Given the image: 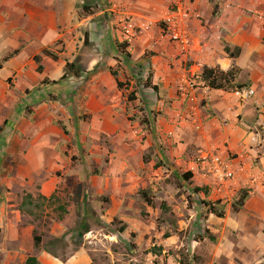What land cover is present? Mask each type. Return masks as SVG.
I'll return each mask as SVG.
<instances>
[{
    "label": "crops",
    "instance_id": "obj_1",
    "mask_svg": "<svg viewBox=\"0 0 264 264\" xmlns=\"http://www.w3.org/2000/svg\"><path fill=\"white\" fill-rule=\"evenodd\" d=\"M251 1L194 0L201 23L192 21L189 34L194 43L195 38L202 39V49L190 57L192 63L182 65L181 59L175 58L172 44L163 39L161 28L157 26L168 0H0V60L16 51L0 69V254L12 260L18 258L19 264H24L28 254L36 249L33 226L29 223L33 217H29L31 212L26 207L36 196L45 200L53 195L58 184V171L71 168L68 146L74 147L73 143L78 139L86 141L91 133L115 134L113 128L118 125L115 119L123 121L124 107H118L105 94L106 87L118 93L114 78L101 64L95 73L92 70L98 61L105 59L110 40L119 41V24L125 18L133 23L134 28V37L128 42L127 49L134 61L142 57L151 70L152 85L157 86L158 96H163L159 103L168 117L156 122L155 132L164 144L168 143L165 158L186 157L181 148L194 142L192 150L196 156L217 151L222 158L234 159L239 166L237 179L223 187L217 196L210 194L206 199L218 198L223 203L237 189L246 190L250 195L246 204L254 201L253 204L261 206L263 211L260 214L264 217V185L263 188L256 187V183L250 181L251 177H257L258 182L264 180V150L258 165L247 162L253 151V142L247 136L251 123L262 125L261 141L264 142V98L240 100L231 91L209 89L199 82L192 101L202 106L195 110L189 104L186 106L177 92L178 86L188 80L189 71L198 68L200 74L204 66L228 71L233 66L239 67L245 53L250 54L253 63V50H257L258 42H254L253 31L246 24L252 18L238 20L240 11L238 6L233 7L239 4L263 14L264 0ZM214 3L217 10L212 15ZM85 34L87 44L84 45ZM259 34L264 36L263 28ZM224 43L230 53L233 48H239L240 54L229 57L224 51ZM43 50L52 52L57 58L45 55ZM79 51L89 61L85 66L88 80L81 81L76 91H70L76 95L74 101L71 97L69 102L49 100L44 96L45 91L58 92L62 97L66 89L63 82L51 89L44 86L45 76L51 73L47 72L49 67L55 66L58 72L55 76L61 78L65 63H71ZM145 51L154 54L145 60ZM259 54L263 55V52ZM35 56L40 57L38 63L34 61ZM38 66H41V72L37 71ZM56 77L50 80L57 81ZM10 79L12 85L9 87L6 82ZM239 81L240 77L236 78L235 82ZM80 114L87 117L76 122ZM191 123L199 134L193 137L195 140L188 134ZM122 135L125 137L124 133ZM148 138L144 144H138L140 155L144 146L150 145ZM174 143L179 145L180 151L173 155L171 144ZM114 156H111V162L115 161ZM140 166H143L142 162ZM189 168L190 178L202 181V187H206L209 181L200 178L198 164L190 162ZM36 184H39L38 188ZM120 191L122 195L116 197L124 199L126 190ZM26 195H30L31 200H27ZM200 195L204 196L202 192ZM111 199L118 200L114 196ZM118 201L120 204L121 200ZM250 214L259 217L256 207ZM210 216L212 214H208ZM36 255L37 262H40L45 253L40 254L37 250ZM69 263V260L64 262Z\"/></svg>",
    "mask_w": 264,
    "mask_h": 264
},
{
    "label": "rangeland",
    "instance_id": "obj_2",
    "mask_svg": "<svg viewBox=\"0 0 264 264\" xmlns=\"http://www.w3.org/2000/svg\"><path fill=\"white\" fill-rule=\"evenodd\" d=\"M237 6L240 11L238 20L252 18L246 24L252 29L254 42H258V46L257 50H253V63L250 54L245 53L241 56L239 67L231 68L240 81L235 82V79L233 88L226 90L232 92L234 85H244V88L253 89L252 98H264V36L259 34L262 28L264 31V13L247 10L239 4L233 7ZM110 18L113 21L112 16ZM198 22L201 23L200 16ZM157 26L163 28L161 19L157 21ZM115 41L110 40L105 59L98 61L92 71L95 73L101 64L108 72L112 70L117 74L122 83L120 89L116 87L118 93L106 87L105 94L118 107H124V119H115L118 124L113 128L115 134L91 133L86 141L80 142L78 139L73 143L74 147L68 146L71 168L58 171V184L53 195L45 200L36 196L33 203L26 207L31 212L29 217H33V220L29 219L33 226L32 236L40 239L34 252L27 256L35 258L36 262L28 264H64L66 260H69V264H264L262 207L253 204L254 201L246 204L250 198L246 190L237 189L223 203L218 198L208 200L206 197H210L211 193L207 186L202 187V181L185 179L184 175L191 171L189 163L197 164L200 155L196 156L192 150L194 142L181 148L186 157L165 158L168 143L164 144L155 132L156 122L168 117L159 103L163 96H158L152 90V73L142 57L135 61L132 56L124 59L116 52ZM262 52L263 55H258ZM152 54L154 52L145 51L143 59L147 60L146 57ZM231 54H236V48ZM174 55L179 59L176 51ZM72 62L80 73L77 81L71 80L73 77L66 71L65 78L60 80L55 76L58 74L57 68L49 67L47 72L51 73L45 76L47 82L43 83L44 86L48 85L51 89L63 82L67 91H63L62 97L58 92L45 91L44 96L49 100L69 102L71 97V101H74L76 95L72 92L81 86V81L88 80L85 66L89 61L81 56V51L77 52ZM55 77L57 83H52L50 79ZM6 84L10 87L11 79ZM184 104L195 107V110L202 106L199 102L193 104V101H184ZM86 117L80 114L76 122ZM143 118L148 120V132L141 125ZM194 126L191 123L188 131L192 139L199 135ZM250 126L249 131L261 129L259 123L253 122ZM118 133H122L121 136ZM147 137L150 145H145L140 155L138 144H144ZM178 147L177 143L171 144L173 155L179 153ZM251 150L247 162L256 166L264 150L263 140L253 143ZM112 155H115L114 162H111ZM177 159L181 161L176 163ZM140 162L143 166H140ZM260 182L264 184L263 179ZM35 186L38 188L39 184ZM122 189L126 190L124 199L117 198V194L122 195ZM140 191H144L152 201L150 206L144 202ZM242 192H246L248 198L241 208L235 209L234 205ZM113 196L121 203L118 200L114 202L111 199ZM203 201L214 204L222 217H208ZM254 207L259 217L250 214ZM120 227H125V231L119 232ZM1 241L0 236V244ZM37 250H40V254L45 253L44 257H40V262H37ZM0 264H19V260L0 254Z\"/></svg>",
    "mask_w": 264,
    "mask_h": 264
},
{
    "label": "built area",
    "instance_id": "obj_3",
    "mask_svg": "<svg viewBox=\"0 0 264 264\" xmlns=\"http://www.w3.org/2000/svg\"><path fill=\"white\" fill-rule=\"evenodd\" d=\"M166 11L161 19L163 28L161 33L168 38L172 44L177 55L181 59V63L190 62V57L196 51L202 49V39L195 38L194 41L189 34V25L192 21L198 22L199 15L194 6V0H168ZM119 41L129 42L134 37L133 23L129 19L123 20L119 24ZM200 68V64H196ZM202 71V67L200 69ZM189 71L188 80L178 86V95L182 97L183 101H192L193 93L199 82L201 81V73ZM234 97L240 100H248L254 96L252 88H235L232 91ZM261 129L256 128L255 131H249L247 136L253 143H258L262 139V125ZM198 168L201 171L203 178L209 182L206 184L211 195L217 196L223 187L232 184L238 176V162L234 159L222 158L217 151L206 152L197 159ZM257 177H251L250 181L256 183V187H262L261 182H258Z\"/></svg>",
    "mask_w": 264,
    "mask_h": 264
},
{
    "label": "trees",
    "instance_id": "obj_4",
    "mask_svg": "<svg viewBox=\"0 0 264 264\" xmlns=\"http://www.w3.org/2000/svg\"><path fill=\"white\" fill-rule=\"evenodd\" d=\"M217 10V5L214 3L212 6V15H215ZM84 45L87 44V35H84V40H83ZM114 47L115 50L118 54L122 55L124 57V59H129L130 58V53L129 51H127V47H128V42H122V41H115L114 42ZM224 51L226 54H228L229 57H233V56H237L240 52L239 48H236V54H231L229 53L230 50L228 48V46L224 43ZM16 53V51H13L12 53L8 54L6 57L2 58L0 60V69L2 67V64L8 60V58L12 57L14 54ZM43 53L47 56H50L53 59H56L57 57L50 51L47 50H43ZM34 61L36 63H38L40 61V57L39 56H35L34 57ZM42 68L41 66L37 67V71L41 72ZM64 71H66V74H69L70 76L74 77V78H78L80 77V73L79 71H77L75 64L73 62L69 63L66 62L64 65ZM110 75L114 78L115 82H116V87L118 89H120V87L122 86V83L117 79V74L110 70L109 71ZM236 72L231 69L228 71H223L221 70L219 67H207L204 66L202 68L201 71V83L203 86L209 88V89H223L226 90L227 88H233V84H234V80L236 79ZM65 78V74L60 78V80H63ZM149 77L147 78V81L149 82ZM44 83L47 82L46 80L43 81ZM52 83H57V81H51ZM151 83V82H150ZM235 88H244V85H234ZM151 88L152 90L158 94V88L155 85L151 84ZM142 124L144 125L147 132H148V128H149V124H148V120L147 118H143L142 119ZM59 124V123H58ZM191 177V173H187L186 175H184L185 179H189ZM140 196L142 197V199L144 200V202L150 206L152 204V201L149 200V198L147 197L146 193L144 191H140L139 192ZM248 195L246 192H242V195L239 197V199L236 201L234 207L235 209H239L243 206L245 200L247 199ZM26 198H28L27 200H31V196L30 195H26ZM24 201L22 202L20 209L23 208V204ZM204 207L207 208V212L208 214H212L215 217L221 218L222 217V213L220 211H218L214 204L209 203L208 201H203ZM125 231V227H120L119 232H124ZM39 238L38 237H33V242L34 245L37 246L39 244ZM29 262H36L35 258L32 257H28L25 261L24 264H28Z\"/></svg>",
    "mask_w": 264,
    "mask_h": 264
}]
</instances>
